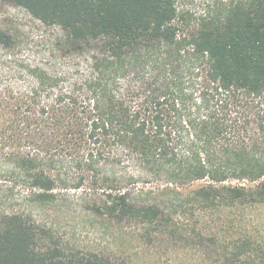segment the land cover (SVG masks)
Here are the masks:
<instances>
[{"label": "trees", "instance_id": "16d2710c", "mask_svg": "<svg viewBox=\"0 0 264 264\" xmlns=\"http://www.w3.org/2000/svg\"><path fill=\"white\" fill-rule=\"evenodd\" d=\"M1 1L52 31L0 26V264H119L36 214L67 196L156 264H264V0Z\"/></svg>", "mask_w": 264, "mask_h": 264}, {"label": "rangeland", "instance_id": "374dc122", "mask_svg": "<svg viewBox=\"0 0 264 264\" xmlns=\"http://www.w3.org/2000/svg\"><path fill=\"white\" fill-rule=\"evenodd\" d=\"M227 0H175L178 9L191 18H199L212 9L218 2ZM0 26L13 32L25 33L30 39L25 42L26 49L36 46L43 49L45 45L36 38L47 36L51 29L44 26L21 6L4 3L0 0ZM264 180V178H262ZM56 206L38 211L51 223L55 231V239L62 245L79 252H101L109 255L116 262L127 264H156V257L146 252L138 240L127 230L111 224L102 223L90 215L81 213L75 205V197L67 196ZM21 196L0 193V212L22 209ZM264 223V212L257 211ZM47 223V224H48ZM183 255V261L192 262L189 255ZM189 259V260H188ZM171 264V263H170ZM173 264H177L174 262Z\"/></svg>", "mask_w": 264, "mask_h": 264}]
</instances>
